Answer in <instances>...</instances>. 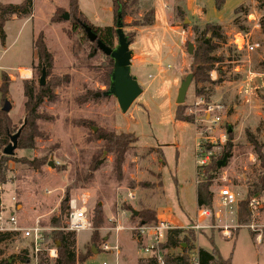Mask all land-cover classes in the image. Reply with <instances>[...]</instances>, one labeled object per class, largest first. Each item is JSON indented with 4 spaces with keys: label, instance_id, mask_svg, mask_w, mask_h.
Wrapping results in <instances>:
<instances>
[{
    "label": "rangeland",
    "instance_id": "rangeland-1",
    "mask_svg": "<svg viewBox=\"0 0 264 264\" xmlns=\"http://www.w3.org/2000/svg\"><path fill=\"white\" fill-rule=\"evenodd\" d=\"M23 1L0 0V4L18 5ZM198 1L207 22L223 25L226 42L214 52L217 57H223V61L209 72L211 82L197 85L191 68L193 53L189 55L187 47L191 43L195 51L204 22H191L184 14H179L180 8H172V17L164 26L167 32L160 31L161 28L155 30L154 37L146 44L143 35L139 36L146 27L135 26V22L152 9V4L148 0H139L136 6L128 7L122 17L123 32L131 41V59L135 64H131L130 71L142 94L126 113L120 110L114 97H96L109 88L106 84L110 76L108 61L93 43L83 37L77 26L75 32H70L72 22L66 0H32L31 17L18 20H11V17L5 23V38L3 41L0 38V85L2 74L9 78L10 84L6 96L0 94V112L7 102L10 135L16 133L26 119L24 83L33 84L35 90L39 88L42 67L34 47L39 36H42L45 48L53 58L52 68L46 72L45 79V86L51 81L55 83L50 85L53 98H44L38 107L39 119L35 126L38 136L32 137L28 132L20 134L14 155L4 161L6 180L0 185V201L7 213L15 212L25 226L38 222L49 236L47 249L55 250L56 257L49 258L46 254L42 264H54L57 258L56 249L60 242L51 239V233L57 230L68 232L67 214H63L59 228L51 225V219L60 214L61 201L66 198L88 196L86 207L91 228L75 233V251L82 255L90 249L92 251L88 252L83 263L77 261L76 264H139L144 259L140 258L144 255V240L132 230L139 225V220L131 217V211L162 209L164 215H171L178 226L186 224L187 227L192 221L195 223L199 161L206 156L209 159L222 156L228 139L232 145L230 155L218 159V162L224 158L225 161L210 187L214 197L220 188L227 187L236 194L239 203L256 180L260 165L246 132L257 139L264 152V33L259 25L264 16L261 8L264 0H248L240 5L246 7L247 12L238 15L234 10L239 6H225L226 0L220 10L215 8L214 0H209V3L208 0ZM90 2L79 0L78 4L86 11ZM95 3L99 5L100 19L105 20L102 23L107 22L115 28L116 9L112 0H95ZM107 5L111 6V13L101 11ZM58 9L62 10V16L67 13L69 20L51 23ZM154 9L156 18L154 13L153 25L157 21L162 26V10L158 1ZM250 15L252 17L248 19ZM239 25L246 30L240 31ZM170 27L176 29L171 30ZM194 27L199 31L194 32ZM182 31L186 35L181 44ZM238 31L248 33L251 41L258 42L261 49L253 54L237 53L232 45V36ZM162 34L167 45H172L163 47L167 59L160 64H137L135 54H140L145 44L150 53L158 56L155 40ZM136 37L138 39L134 43ZM212 73L214 77H211ZM189 76L191 83L183 114L191 117L192 123L174 119L178 89ZM215 81L220 82L212 83ZM199 89L203 91L201 95L196 93ZM85 95L84 103L79 105L77 99ZM215 105L222 106L224 111L220 115L221 122L209 133L207 125L202 122L203 116L209 106ZM82 120L90 123L81 125ZM100 129L137 137V142L124 155L121 180H117L113 171L114 155L107 152L103 140L96 138ZM154 139L163 146H155ZM173 143L176 145L167 146ZM7 144L9 141L4 146L0 143L2 161V150ZM200 151L202 157L199 156ZM93 158L100 160L101 164L90 174L88 168ZM124 168L127 172L125 180ZM96 208H102L103 214V224L98 229L93 228L92 221ZM237 208L238 204L237 207L225 208L218 201L213 202L211 216L200 221L202 224L205 220L204 224L211 225V229L195 232L196 244L207 251L215 250L220 259L230 264H257L260 260L256 256L257 250L260 246L264 248V207L250 217L248 225L237 224ZM251 224L256 226L254 230L248 228ZM224 226L228 227V238L222 234ZM94 230L100 238L96 247L90 241ZM30 246V242L20 236L1 242L0 264H22L18 257L24 250L30 257ZM194 247L197 249L195 244ZM164 252L178 256L181 249Z\"/></svg>",
    "mask_w": 264,
    "mask_h": 264
},
{
    "label": "trees",
    "instance_id": "trees-1",
    "mask_svg": "<svg viewBox=\"0 0 264 264\" xmlns=\"http://www.w3.org/2000/svg\"><path fill=\"white\" fill-rule=\"evenodd\" d=\"M68 5V10L70 14V21L72 22L71 31H76V26L82 31L83 37L87 39L86 34L84 32L83 26H87L91 29V31L96 35L97 40L101 41L105 46L109 48H114L115 46V28L113 26H104L99 27L95 26L88 21V19L81 13L78 0H66ZM139 0H131L125 2L123 0H112L113 7L116 9L115 11V19L116 12L120 8L122 17L125 16L128 7H134L138 4ZM225 0H214V5L217 10L222 9ZM262 10L264 11V3L261 5ZM247 8L244 6H239L234 10V14L238 15L240 13H246ZM182 14L181 11L179 13ZM32 15V0H24L22 3L18 5L14 4H0V38L3 41L5 38L4 33V25L11 17H17L18 19L29 18ZM62 19V10L58 9L55 12L51 19V23H57ZM63 20V19H62ZM116 21V20H115ZM235 24L238 22V18L235 19ZM154 23V10L151 9L143 14L140 20L135 22V26L138 27H148L152 26ZM261 32L264 33V16L261 19L260 23ZM240 31H245L246 28L242 25H239ZM194 32H198V27H194ZM200 39L197 41V46L193 54L191 55V68L194 71V83L204 84L211 82L209 79V72L214 70V66L223 61V57H217L214 52L217 49L221 48L223 44L226 42V38L224 37V33L222 31V26L216 23H206L201 32H199ZM208 36V41L206 37ZM128 41L131 43L129 38ZM95 46L96 44L93 43ZM36 56L38 61L40 62V67L43 65L46 68L47 73L50 72L52 68L53 58L51 54L46 50L45 45L42 41V36H39L34 43ZM104 55V54H103ZM105 56V55H104ZM108 61L109 73L111 74L113 69V61L105 56ZM220 81H215L212 83H217ZM9 78L2 74L1 77V85H0V94L2 96H6L9 88ZM107 86L110 84V76ZM50 85H55L54 81H51L50 84H47L44 87H40L35 90L33 84L24 83V96L26 98L25 109H26V125L22 130V133H30L33 137L38 136L37 130L35 128L36 121L39 119V115L37 113L38 107L40 106L42 100L44 98H49L52 100L51 96V88ZM197 94L201 95L203 91L199 89ZM51 96V97H50ZM87 95L77 99V103L83 104ZM97 97V96H96ZM103 97V96H101ZM107 98V97H105ZM264 100V98H263ZM183 105H178L175 113L174 119L176 121L192 123V118L189 116H184L183 114ZM90 122L82 120L80 121L81 125H87ZM10 121L7 117V114L4 112H0V143L1 145H6L7 141H9L10 135ZM230 137V135H229ZM246 137L249 143L253 146V150L255 152L257 161L260 165V172L256 178V180L250 185L249 189L246 192L245 197L238 203L237 213H236V222L238 225H248L250 222L251 214L248 211L249 200L253 196L260 195L264 192V152L262 151V145L258 143L257 139L253 137L249 132H246ZM96 138L99 140H103L107 149V152L112 153L114 155L113 162V171L117 180H121L122 177V164L124 161V155L126 151L137 142V137L132 134H120L116 135L112 132H108L104 129H100L96 134ZM231 138V137H230ZM207 146H210L207 144ZM231 141L228 139L227 143L223 146L224 153L223 155H219L217 158L211 156L209 162L206 165L197 167V176L198 181L196 184V206L198 210L205 209L212 213L213 211V193L210 189L212 185V180L215 178L218 168L217 162L219 158H222L224 155H230L231 149ZM12 156H5L2 154V159H0V185L5 184V171L6 166L4 165V161L11 159ZM101 164L100 160L93 158L89 165V173L92 174L96 171ZM69 199L66 198L61 201L60 204V214L53 217L51 220V225L54 228H59L61 224V219L63 214H68ZM131 217L138 219L139 224L146 223L151 224L156 222V212L151 210H142L134 214V211H131ZM93 228L98 229L102 227L103 224V214L102 208H96L93 214ZM44 236V246L47 248L49 236L47 234H43ZM183 235V236H182ZM13 235L11 234H1L0 235V243L11 238ZM51 239L54 241H59L60 246L57 250V258L54 261V264H76L77 261L79 263H83L85 257L88 252H91L90 249L86 254H77L75 251V233L73 232H64V231H54L51 233ZM99 235L94 230L91 233L90 241L96 247L99 241ZM196 241V233L192 230H183L180 228L172 229L168 232L166 241L161 245L162 251H167L169 249L180 248L181 254L178 256H171L168 254L164 255V259L168 264H189L188 258L189 253L192 249H195L194 244ZM199 256L200 264H226L225 262L220 261L217 257V254L214 252L208 253L202 248L197 250ZM23 255L18 257L19 261L22 264H26L29 260L28 251L24 250ZM45 253H41L39 256V264L43 263L45 260L43 257ZM4 264H7L4 262ZM139 264H157L153 258L148 260L139 262Z\"/></svg>",
    "mask_w": 264,
    "mask_h": 264
},
{
    "label": "built area",
    "instance_id": "built-area-1",
    "mask_svg": "<svg viewBox=\"0 0 264 264\" xmlns=\"http://www.w3.org/2000/svg\"><path fill=\"white\" fill-rule=\"evenodd\" d=\"M252 17L248 16V19ZM232 45L237 53L245 52V54H253L261 49V45L258 42L251 41L250 36L246 32H235L232 36ZM215 74H211L214 77ZM224 111L220 105L209 106L203 116V123L207 125V132L211 133L212 129L221 122L220 115ZM204 140L212 142L211 139L205 138ZM224 142V139H221ZM199 156L202 157L200 151ZM204 156V155H203ZM209 158L203 157L199 161V166L206 165ZM129 197H132L128 194ZM87 201L88 196L86 194L81 195L79 199H71L68 202L69 211L66 216V231L78 233L81 231L89 230L90 222L87 213ZM218 204L225 208L237 207L238 201L237 196L227 187L220 188L218 190ZM264 207V192L260 195L253 196L249 200L248 211L251 216L257 215V210ZM6 207L0 201V235L11 234L13 236H20L22 239L28 240L31 244V255L26 264H38L39 256L41 253H45L49 258H55V250H49L44 246V229L36 222L34 225L25 226L23 225L15 212L7 213ZM255 214V215H253ZM210 212L205 209L198 210L197 222L194 225L189 226L187 229L194 232H200L203 230L211 229V225L200 224L201 219L209 218ZM177 227L171 223L157 218L156 222L151 224L142 223L137 225L134 230L139 239L144 240V247L142 253L145 256L153 258L157 264H168L164 255L166 254L161 250V245L166 241L168 232ZM248 228L254 230L256 226L251 224ZM230 229V228H229ZM223 235L229 237L228 227L224 226ZM189 264H200L197 249H192L189 253L188 258ZM106 264V263H103Z\"/></svg>",
    "mask_w": 264,
    "mask_h": 264
},
{
    "label": "water",
    "instance_id": "water-1",
    "mask_svg": "<svg viewBox=\"0 0 264 264\" xmlns=\"http://www.w3.org/2000/svg\"><path fill=\"white\" fill-rule=\"evenodd\" d=\"M64 21L69 20V15L64 13L62 16ZM187 23V21H185ZM86 37L90 43L96 44V49L103 53L105 56L109 57L113 61V69L110 74V84L107 91L102 94H97V97H114L118 103L120 110L123 113H126L132 103L142 94V89L138 85L137 80L134 76L131 75V58L132 52L129 49L130 42L128 41L125 33L123 32V22H122V13L119 8L116 12V21H115V35H116V46L114 48H109L105 46L101 41L97 40L96 35L91 31L87 26H83ZM187 53L191 55L193 53V45L188 44ZM46 68L43 65L41 69V76L38 81L40 87L45 86V79L47 76ZM191 83V77H187L184 82H182L180 88L178 89L176 104L183 105L185 102L186 93L188 87ZM9 110V105L5 102L2 111L7 113ZM26 125V119L23 122V125L17 130L16 133L9 135V144L2 150V154L5 156H13L14 151L17 148L18 138ZM96 128H94V132ZM231 132L229 129L228 133ZM155 140V139H154ZM155 146H163L155 140ZM173 144H167V146H174ZM225 161V158L222 162H217V168ZM49 166H52L51 163ZM134 214L137 215V212L134 211ZM59 245V244H58ZM94 252V250H93Z\"/></svg>",
    "mask_w": 264,
    "mask_h": 264
},
{
    "label": "crops",
    "instance_id": "crops-1",
    "mask_svg": "<svg viewBox=\"0 0 264 264\" xmlns=\"http://www.w3.org/2000/svg\"><path fill=\"white\" fill-rule=\"evenodd\" d=\"M148 1H149L150 4H152L151 8L154 10L155 18H156V10L154 9L155 8V3H156V1H158L161 4L162 12H160V16H162V18H163V24H162V26H160V25H158V23L156 21L153 26L146 27L144 29L145 31H140L139 32V36H140V34L143 35V39L145 40L146 44H149V42L151 41L150 38L152 36L154 37L155 30H158V29L161 28L160 31L167 32V28L164 27V26L168 25L167 24L168 18L172 17L171 16V12H172V10L175 7H176L175 10L177 8H180L181 13L184 14L186 16V18H188L191 22H193V21L196 22V21L199 20V21L204 22V24L209 23L204 18V15H203L204 9L199 6V5H201V2H199L198 0H148ZM247 1L248 0H226L225 6L238 7V6L242 5V4H245ZM78 3H79V0H78ZM198 3H200V4H198ZM208 3H209V0H208ZM78 6H79V9H80L81 13L92 24H98V25H95V26H99V27H103V26H106V25L107 26H111L107 22L106 23H102V22H105V20H101L100 19L99 15H98L99 12L97 11V9L99 8V5H96L95 0H91L90 6H88L86 11L82 9L80 4H78ZM111 10H112L111 6L108 7V5H107L101 11L111 13ZM91 12H93V13L89 14ZM11 20H18V18L14 16ZM101 25H103V26H101ZM220 25L223 26L222 24H220ZM170 29L171 30H175L176 28L175 27H170ZM141 32H143V33H141ZM185 35H186L185 31H182L181 34H180L181 37H180V41H179V42H181V44L184 42ZM138 37H136L134 43L137 42ZM155 42H156V44L158 45V48H159L158 56L153 54V53H150V49H148V46L145 44V46L141 47V48H143L142 52L140 54L139 53L135 54V58H137V59H135V60H137L135 62H137V64H151V63L160 64V63L164 62L167 59V56L163 54V47H165V46L172 47V45H170V44L167 45V40L165 39V35L162 34L159 39L155 40ZM129 49H130V47H129ZM137 49H135L134 53L136 52ZM132 50H134V49H132ZM154 58H155V61L153 60ZM131 64H132V66L135 64L134 63V59L133 60L131 59ZM160 147H162V146H160ZM123 170H124L123 180H125L126 179L125 175H126L127 172H126L125 168ZM128 176H130V174H128ZM217 201H218V193L216 194L215 197H214V194H213V202L215 203ZM154 210L156 212L157 218H161V219L171 223L173 226L178 227L180 229L188 228L189 226L194 225L197 222V215H196L195 223H194V221H192L187 227H185L186 224H184V226H178V225H176V223L173 222V220H172L173 217L171 215H164L162 209H154ZM196 210L198 212L197 206H196ZM215 219H218V217L215 216ZM200 221H202V220H200ZM200 221H198V222H200ZM204 221L205 220H203L202 224H204ZM224 237H226V236H224ZM226 238H228V237H226ZM207 240L209 242H211V240H209V239H207ZM196 242H197V235H196L195 246L197 247V250H198L201 247H199L196 244ZM257 245L260 246L259 244H257ZM205 251L208 252V253L214 252L215 254H217V252L215 250H209V251L205 250ZM256 254H257L256 256L260 257V260H259V262L257 264H264V248L260 246V248L257 250ZM217 257L219 258L218 255H217ZM140 258H144L143 261L150 259V257L144 256V255L140 256ZM220 261L225 262L226 264H230V262H228L227 260L220 259Z\"/></svg>",
    "mask_w": 264,
    "mask_h": 264
}]
</instances>
